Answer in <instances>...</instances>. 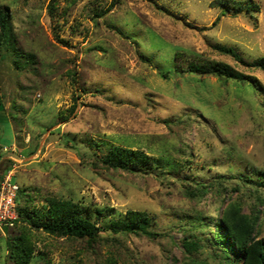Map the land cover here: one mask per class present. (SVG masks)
Instances as JSON below:
<instances>
[{"label": "rangeland", "instance_id": "rangeland-1", "mask_svg": "<svg viewBox=\"0 0 264 264\" xmlns=\"http://www.w3.org/2000/svg\"><path fill=\"white\" fill-rule=\"evenodd\" d=\"M52 1L0 0L23 54L0 50V177L11 166L38 204L73 199L93 219L105 206L146 210L159 234L104 230L89 242L32 230L44 259L31 264H222L206 239L234 201L257 213L264 238V94L250 82L264 86V69L217 48L264 56V0H249L256 11L232 0H55L50 16ZM181 57L251 78L179 72ZM110 143L143 149L161 167L97 165ZM202 183L216 186L197 193ZM18 233L0 229V264H17L7 239Z\"/></svg>", "mask_w": 264, "mask_h": 264}, {"label": "trees", "instance_id": "trees-1", "mask_svg": "<svg viewBox=\"0 0 264 264\" xmlns=\"http://www.w3.org/2000/svg\"><path fill=\"white\" fill-rule=\"evenodd\" d=\"M55 0L49 4L50 16L56 10ZM238 6H246L247 9L256 11L260 8L253 1L232 0ZM231 3V4H232ZM256 8V9H255ZM11 10L8 5L0 2V50L3 51V58L10 56L12 52L17 53L20 59L23 55L18 47L15 48V41L11 35ZM217 48L224 54L233 56L237 61L249 65V67H260L264 69V56L250 62L235 48L219 45ZM18 64V63H17ZM180 71L195 74H210L227 80H236L246 83L250 80V75L237 70L234 66L214 59H183L179 58ZM20 67V65H18ZM179 70V69H178ZM255 89L262 91L264 86L257 79L250 81ZM5 104L0 97V131L4 121ZM12 162V161H11ZM96 164H102L107 168L127 171L149 170L160 168L156 157L140 148H133L128 145L110 143L106 147V153L97 155ZM11 167V166H10ZM6 168L3 177L11 168ZM264 174V170H259ZM220 184V183H218ZM216 183L199 184L196 187L197 193H207L208 188H214ZM25 188H19L16 203L18 218L14 221V226L18 227L19 233L7 239L9 256L17 264H31L34 260L44 259V254L36 253L37 246L32 240V230H43L50 234L59 236H69L75 238H85L89 242L98 241L100 232L104 230L112 231L114 234H135L158 236V231L154 228L155 219L146 210L128 209L126 213H115V209L105 206L96 211L95 219L92 213L85 214V206L73 199H61L48 197V204L41 205L36 202V197L26 193ZM189 194H194L190 189ZM20 198H24L23 203ZM43 206V207H42ZM44 208V209H41ZM114 217L105 222V215ZM220 223H215L214 236L208 237L206 241L218 250L217 254H224L222 264H264V238L259 237V221L256 212H243L239 201L230 202L223 210ZM214 218L209 217L208 222ZM196 247H200L198 242H194ZM75 264V263H69Z\"/></svg>", "mask_w": 264, "mask_h": 264}, {"label": "built area", "instance_id": "built-area-1", "mask_svg": "<svg viewBox=\"0 0 264 264\" xmlns=\"http://www.w3.org/2000/svg\"><path fill=\"white\" fill-rule=\"evenodd\" d=\"M13 160H16L13 158ZM14 170H9L0 177V229L5 226H13L18 218L16 198L20 186L13 182Z\"/></svg>", "mask_w": 264, "mask_h": 264}]
</instances>
